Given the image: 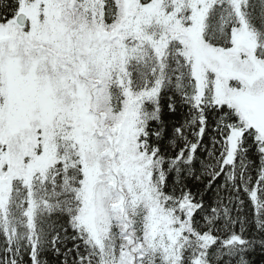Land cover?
<instances>
[{
    "label": "snow or ice",
    "instance_id": "6c2138e0",
    "mask_svg": "<svg viewBox=\"0 0 264 264\" xmlns=\"http://www.w3.org/2000/svg\"><path fill=\"white\" fill-rule=\"evenodd\" d=\"M264 264V0H0V264Z\"/></svg>",
    "mask_w": 264,
    "mask_h": 264
},
{
    "label": "trees",
    "instance_id": "16d2710c",
    "mask_svg": "<svg viewBox=\"0 0 264 264\" xmlns=\"http://www.w3.org/2000/svg\"><path fill=\"white\" fill-rule=\"evenodd\" d=\"M256 264H260L259 255H257V257H256Z\"/></svg>",
    "mask_w": 264,
    "mask_h": 264
}]
</instances>
